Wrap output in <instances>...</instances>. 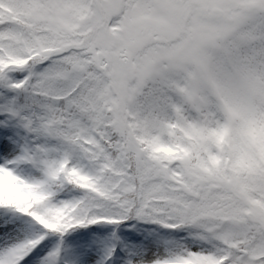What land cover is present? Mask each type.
I'll return each mask as SVG.
<instances>
[{
  "label": "snow or ice",
  "instance_id": "obj_1",
  "mask_svg": "<svg viewBox=\"0 0 264 264\" xmlns=\"http://www.w3.org/2000/svg\"><path fill=\"white\" fill-rule=\"evenodd\" d=\"M0 264H264V0H0Z\"/></svg>",
  "mask_w": 264,
  "mask_h": 264
}]
</instances>
